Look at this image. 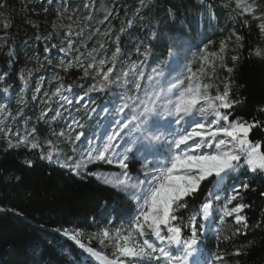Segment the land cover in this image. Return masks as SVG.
Instances as JSON below:
<instances>
[{
    "label": "trees",
    "instance_id": "1",
    "mask_svg": "<svg viewBox=\"0 0 264 264\" xmlns=\"http://www.w3.org/2000/svg\"><path fill=\"white\" fill-rule=\"evenodd\" d=\"M78 1L0 0V5H4L0 7V37H4L0 40L4 45L0 48V105L5 104L9 115L18 116V119H23L21 110L26 108L29 123L32 121L28 127L31 125L35 129L33 136L39 144L46 145L37 149L0 146V208L4 209L0 211V264H93L85 261L78 245L57 229L81 231L86 244L112 258L114 247L101 246L99 238L94 239L93 235L104 229L110 232L128 229L138 214L130 195L89 174L101 175L114 168L89 162L76 175L73 169L61 167L53 147L47 143L54 140L48 132L51 126L39 120L36 108L40 105L32 102L33 94H22V101L28 103L21 106L17 100V94L24 89L20 74L34 71L35 60H40L41 64L35 72L48 81L57 76L59 82H46L44 88L54 89L63 84L85 94L92 85L99 84L98 61L89 58L84 63L77 53L70 51V41L66 37L73 33L66 13L78 12ZM256 1L255 14L261 16L264 0ZM108 4L114 9L108 21L111 42L105 50L107 60L117 48L119 54L110 85L104 91L90 92L98 104L108 102L109 94L117 96L124 91L123 83L115 82L121 57L127 56V62L138 65L137 72L143 74L141 85L146 70L158 66L168 69L165 61L175 39L169 11L174 10L191 25V30L184 29L189 48L177 66L189 62L192 69H199L200 58L208 57L216 66L212 82L221 86L220 91L231 82L230 98L239 101L231 108V121L239 118L264 122V112L260 111L264 108V58L254 54L256 49L264 50V31L261 30L264 19L238 15L240 10L235 9V3L230 0H204L203 7L199 0H108ZM210 15H214L211 21ZM153 33L156 39H151ZM237 36L242 40H237ZM222 44L225 45L223 52ZM61 48L68 51H60ZM45 49L51 56H62L63 65L49 66L47 59L50 57ZM11 50L15 52V59L8 57ZM145 51L147 56L143 55ZM233 55L239 56L235 62ZM89 63H95L96 68L89 69V75L85 76L81 65L87 67ZM69 64L72 67L65 70ZM221 64L233 68V72H227ZM211 72L212 67L205 64L204 83L210 82L207 76ZM5 88L9 91L4 92ZM86 127L90 130V124ZM250 140L264 147V128H254ZM50 153L54 156L51 163L42 158ZM29 160L32 167L27 166ZM129 171L134 178H144L142 165L137 160L130 163ZM245 183L249 184V189H241V202L249 205L244 215L247 227L230 221L220 227L216 238H204L200 259L207 264H264V196L260 195L264 190V177L249 174ZM207 194L208 187L201 188L195 198H188L189 207L180 215L186 218L198 210ZM237 250L240 255L233 254ZM217 255L224 259L215 260Z\"/></svg>",
    "mask_w": 264,
    "mask_h": 264
},
{
    "label": "snow or ice",
    "instance_id": "2",
    "mask_svg": "<svg viewBox=\"0 0 264 264\" xmlns=\"http://www.w3.org/2000/svg\"><path fill=\"white\" fill-rule=\"evenodd\" d=\"M199 3L203 7L204 0H199ZM235 9L240 10L238 13L240 16L251 15L254 19H264V14L261 16L255 14L256 0H252L251 3L248 0H235ZM111 15L112 12L109 11L105 19ZM169 16L172 19V28L175 30V39L174 46L169 47L165 65L180 62L183 53L189 48L184 29L191 30V25L174 10L169 11ZM212 19L214 15L209 16V21ZM7 27L8 25L5 24V28ZM261 30L264 31V24L261 25ZM156 38V33H153L151 39ZM3 39L4 37H0V40ZM116 39L118 41L119 37ZM237 40H242V37L237 36ZM3 47L4 45L0 44V48ZM52 47L56 46L52 45ZM70 47L71 42H69ZM224 48L225 45L222 44V52ZM60 51L66 52L68 49L61 48ZM137 51L139 52V49ZM118 54L119 48L110 60L102 59L98 62L99 68L96 74L101 79L98 85L94 84L89 88V92L104 91L110 85V77ZM254 54L264 58V50L256 49ZM143 55L147 56V51ZM238 59V55L232 56L233 62ZM200 61V68L197 71H193L190 64L185 65L186 74L180 73L164 83L161 82L165 77L164 69L159 66L153 68V75L148 77L150 87L145 89L143 97L139 95L141 84L136 82V95L125 96V102L115 110L123 115L126 109H131L134 112L131 119H127L126 122L116 121L118 127L106 134L102 147L92 148L89 141L90 150L80 162L72 165L60 164L61 167L71 166L74 174L79 175L81 168H86V162L116 163L121 172L115 177H103L104 183L130 195L136 201L138 214L128 229H115L114 232L104 229L92 237L99 238L101 246L114 247L112 258L86 244L82 239L84 234L81 231L57 229L61 235L73 241L99 264H207V261L201 262L196 259L200 253V235L204 228V224L198 223L197 218L205 222L210 220L213 217L214 204L212 200L206 198L198 210L187 217L186 226L189 235L185 236L181 226L184 217L180 213L188 209V198H195L203 182L209 178H215L218 188L226 177L232 178L242 173L264 174V147L260 142H253L249 138L254 128H264V122L260 120L248 122L239 118L231 121L228 110L239 102L230 98L231 82L226 83L221 92L212 82L216 76L214 61L208 57H201ZM108 63H111L112 67H107L105 71ZM205 64L212 67L211 74L207 76L209 83L202 81V77L206 74ZM71 67V64L66 65L65 70ZM81 67L84 68V75L88 76L89 69L96 68V64L89 63L87 67L83 65ZM137 67L138 65L133 64L129 72H124L122 75L128 77L130 72H136ZM220 67L229 73L233 72V68L227 67L226 64H221ZM136 74L143 78L142 73ZM19 78L24 81V74L21 73ZM213 88L216 89L214 95L210 91ZM8 91V88L4 89V92ZM64 91H71V87L66 88L65 85L60 84L53 96H60ZM2 111L3 109H0V112ZM260 111L264 112V108ZM45 116L47 112H44L40 118L43 119ZM73 123L82 127L79 121ZM129 125L132 127L130 128ZM161 127L164 130H161ZM59 135L63 137L65 133L61 132ZM84 136L85 133L79 131L74 138L69 137V143L75 145ZM127 136H131V140H125L124 137ZM122 140L124 141L122 150L117 151L121 149ZM29 143L32 149L41 147L34 136L31 142L25 137L16 144L9 139L8 147L15 148L21 144L27 146ZM47 143L49 146L52 145V141ZM138 154L143 156L144 179L133 178L129 171L130 163L136 161ZM149 157L152 158L151 161ZM42 158L50 163L54 162L51 153ZM26 163L28 167H32L30 160ZM89 174L101 179L97 173ZM241 189L247 191L249 184L244 183L234 188L233 193L226 197L225 202L218 209L221 223H224L227 217H234L236 223H244L247 227L246 217L241 213L249 205L240 202L233 205L234 201L242 199ZM260 195L264 196V190ZM208 196L215 200L220 199L218 193L213 196V189H209ZM230 205L232 207H229ZM0 211L4 209L0 208ZM150 238H154L158 243H153ZM233 254L241 253L237 250ZM223 259L222 255L215 257L217 261Z\"/></svg>",
    "mask_w": 264,
    "mask_h": 264
},
{
    "label": "rangeland",
    "instance_id": "3",
    "mask_svg": "<svg viewBox=\"0 0 264 264\" xmlns=\"http://www.w3.org/2000/svg\"><path fill=\"white\" fill-rule=\"evenodd\" d=\"M59 1L63 2L64 0ZM142 1L145 2V0ZM230 1L235 3V0ZM78 2L80 6L78 12L71 11L72 13H66L67 20L70 24V29L73 32L72 34L69 33V35L66 36L71 42L70 51L72 53H77V57L83 59L84 63H87V60L89 58H92L93 60H96L98 62L102 59L107 60L108 56L105 50L107 45L111 42V36L109 33L108 24L110 16H108L107 19H105V16L109 11L112 12L114 8L112 9L109 6L108 0H79ZM248 2L251 3L252 0H248ZM102 45L103 47H101ZM47 55L48 57H50L47 59V63L49 66L61 67L63 65L62 62H64V58L62 56H51L49 50L47 51ZM8 57H10L11 59H15V52L11 50L8 53ZM110 58H108V60H110ZM126 58L127 56L120 58L121 61L118 65V74L115 77V82L123 83V93H120L121 95L118 94L117 96L114 94H109L110 100L102 104L97 103L96 98L93 96V93L88 92L84 94L82 92L76 91L75 89H71V91H64L60 96H53V93L59 85L54 89H50L49 87L44 88V85L46 84V82H49V84H59V82L56 80L57 76H54V80L48 81L47 78L42 77L40 76V74L35 72V70H37L41 65L40 60L34 61V71L29 70L28 73L24 75L25 80L22 81L24 89H22L17 94L18 103L20 106L21 104L23 105L28 103L27 101H22V94H25L27 92L33 94L32 102L36 101L38 105H40L36 108V113L39 114V120L42 123L51 126L49 127L48 131L50 136L54 139L52 140L51 146L53 147V153L54 155H56V157H58V161L60 164L67 163L69 165H72L76 162H80L81 158L86 156V154L90 150L89 141H91L92 148L102 147L105 142L106 134L110 133L113 129H116L118 127L116 121L119 120L121 122H126L127 119H131L132 115H134V112L131 109H126L123 115H120L115 111L118 107H120L121 104L125 102V96L134 95L135 83H140V76L136 74L138 73L137 69L136 72H130L128 77H124L122 75L124 72H129L130 68L133 65V63L127 62ZM188 64L190 63L185 62L180 67L177 66L176 62L168 64V69L164 70V80H162L161 82L164 83L180 73L186 74L185 65ZM107 67H109V64L105 66L106 70ZM197 69L198 68L195 67L193 71H197ZM145 73V79L141 85L142 88L139 92L140 97H143L145 89L150 87L148 77L153 75L152 70H146ZM217 86L220 90L222 89L218 84ZM215 91L216 89L214 88V91L212 92L213 95L215 94ZM0 109H3V111L0 112V146L2 148H9V139L13 142V144H16L17 141L22 140L25 137H27V139L31 142L33 140L34 128L31 125L28 127V124H31L32 121L29 123L27 109L24 108L26 110H21L22 115L24 116L23 119H18V116L12 117L11 115H9L5 104H1ZM105 109H107V111H105ZM44 112H47V116L41 119L40 117ZM228 112L230 113L231 120L233 118L232 109H229ZM74 121H79L82 127H78L75 123H73ZM87 124H90V130H88V128L86 127ZM129 127L131 128L132 126L129 125ZM161 130H164V128L161 127ZM79 131H83L85 133V136L82 137L81 141L75 143V145L69 143V137L74 138L76 133ZM125 131H127V129ZM61 132L65 133V136L61 137L59 135V133ZM131 138V136L124 137L125 140H131ZM123 144L124 141L122 140L121 149H117V151L122 150ZM22 146L28 149H32L30 147V143L27 146L21 144L18 147ZM41 146L45 147L46 145L45 143H41ZM73 148H75V150H73ZM113 159L115 160V157H113ZM151 159L152 158L149 157V161H151ZM136 160L142 165L143 156L138 154ZM91 163L114 168V170H111L110 172H104L103 174H101V180H103V177H115L121 172V169H119L116 163L107 164L100 161ZM149 167H151V163H149ZM66 168L72 169L71 166ZM249 174L251 175V173H242L239 175H235L232 178L226 177L223 183L218 188L216 187L214 177L204 181L201 185V188L208 187V191L209 189H213V196L218 193L220 199L215 200L213 199V197H209L208 194L206 196L207 199L212 200L214 204V212L213 217L207 222L201 220L200 218L198 219V223L204 224V228L202 229L200 235V250L202 248L203 239L206 237L216 238L220 227L225 225L227 222L232 221L234 225L238 226L244 224L236 223L234 217H227L225 218L224 223H221L219 219L220 212L218 211V209L223 205L226 197L230 196L233 193L234 188H238L242 183H245L247 181V175ZM258 175L264 177V174ZM142 179L144 178L142 177ZM205 199L202 203L205 202ZM237 202L242 203L241 200H238L234 201L233 205H235ZM229 207H232V205H230ZM245 210L246 208L241 213V215H245ZM186 225L187 217L184 218L183 223L181 224L184 234L187 236L189 235V230ZM150 239L153 243H158L154 238ZM83 258L87 262L99 264L98 261H96L92 257H89L84 252ZM199 258L200 257L197 256L196 259L199 260ZM200 261L203 262L202 259H200Z\"/></svg>",
    "mask_w": 264,
    "mask_h": 264
}]
</instances>
